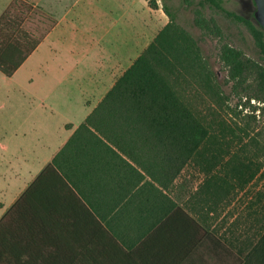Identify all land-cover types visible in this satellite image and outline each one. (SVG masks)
<instances>
[{"label": "crops", "instance_id": "1", "mask_svg": "<svg viewBox=\"0 0 264 264\" xmlns=\"http://www.w3.org/2000/svg\"><path fill=\"white\" fill-rule=\"evenodd\" d=\"M17 1L12 11L33 15L28 33L43 34L23 63L55 57L57 0H0V18ZM138 12L135 0L120 47L70 69L67 54L53 63L74 82H5L13 88L0 96V264L245 263L244 181L219 170L214 149L184 143L166 113L107 95L169 22L148 6L140 27Z\"/></svg>", "mask_w": 264, "mask_h": 264}, {"label": "rangeland", "instance_id": "2", "mask_svg": "<svg viewBox=\"0 0 264 264\" xmlns=\"http://www.w3.org/2000/svg\"><path fill=\"white\" fill-rule=\"evenodd\" d=\"M154 1L159 9L163 5L168 8L174 17L173 24L178 28L177 31H184L195 41L199 56L195 60L181 53L184 50L183 43L177 37L159 51L162 62L149 57L150 65L165 79L205 129V137L197 144L202 145L201 151L204 153L209 148L214 149L215 158L219 162L223 161L219 170L233 175L235 184L240 185L244 181L243 185L248 186L249 253L244 256V264H264V255L260 251V240L264 235V88L259 89L258 68L263 66L260 54L246 27L224 18L208 6L201 9L202 17L212 19L219 34L197 28L193 23V11L198 8L196 3L199 0H194V5L189 9L184 7L181 0ZM244 1L222 0V6L256 25L253 18L254 7L252 4L243 7ZM133 2L135 0H57L56 15L62 23L58 30L56 56L36 53L21 65L11 79L0 75V96L5 90L13 88L5 82H74V77L64 78L66 72L53 71V63H60L61 56L65 58L67 54L64 63L70 69L71 65L75 67L80 62L83 63L86 55L93 62L99 48L107 50L120 47L127 37L123 17ZM136 2L140 14L138 25L141 27L147 23L146 16H141L142 10L148 11L149 0ZM109 8L111 14H108ZM91 10L94 11L92 14ZM97 14L101 15L99 19ZM24 19L27 20L29 32L34 26L30 24V20L34 19L33 15H24L22 20ZM102 28L107 29L106 39ZM133 38L129 39L133 41ZM109 39L112 44L108 43ZM170 39L172 34L166 38ZM223 44L240 50L250 62L246 95L234 94L231 84L226 83V70L219 60V50ZM147 46L143 50L141 46L138 48L139 55ZM68 50H71V54Z\"/></svg>", "mask_w": 264, "mask_h": 264}, {"label": "trees", "instance_id": "3", "mask_svg": "<svg viewBox=\"0 0 264 264\" xmlns=\"http://www.w3.org/2000/svg\"><path fill=\"white\" fill-rule=\"evenodd\" d=\"M185 8L189 9L194 5V0H181ZM14 2L5 14L0 18V72L5 77H11L31 51L39 43L42 33L32 36L27 31V22L21 25L22 17L12 8L16 6ZM148 5L155 9L156 2L149 0ZM197 9L194 12V25L202 31L212 34H219V29L214 25L212 19L206 20L202 17L201 9L208 6L218 12L224 18L242 24L250 33L254 45L260 54L263 66L258 68L259 89L264 88V31L254 25L250 20L226 10L222 6V0H199ZM163 13L168 17L169 22L159 32L155 39L136 58L132 65L117 80L115 86L107 95L135 96L138 98L139 109L162 111L168 115V123L171 128H180L184 133L180 134V139L187 145H197L205 135V129L201 123L193 116L189 108L180 100L176 92L165 82V79L150 65L149 57L156 58L157 62H162L159 58V51L163 47L170 45L173 38H180L183 43L184 53L191 58L198 60V48L195 41L187 33L173 24L174 17L168 8L161 7ZM28 10V7H26ZM13 17H10L12 16ZM53 24V22H52ZM213 25V26H212ZM213 27V29L211 28ZM169 34L172 39L166 40ZM219 60L226 70L227 84H231V91L236 95H246L248 91L249 61L245 59L240 50L223 44L219 50ZM258 67V66H257ZM260 251L264 255V235L261 238Z\"/></svg>", "mask_w": 264, "mask_h": 264}, {"label": "water", "instance_id": "4", "mask_svg": "<svg viewBox=\"0 0 264 264\" xmlns=\"http://www.w3.org/2000/svg\"><path fill=\"white\" fill-rule=\"evenodd\" d=\"M252 2L254 5V21L264 31V0H252Z\"/></svg>", "mask_w": 264, "mask_h": 264}, {"label": "flooded vegetation", "instance_id": "5", "mask_svg": "<svg viewBox=\"0 0 264 264\" xmlns=\"http://www.w3.org/2000/svg\"><path fill=\"white\" fill-rule=\"evenodd\" d=\"M250 2H251V3H250ZM248 4H252V5H253L252 0H245L244 2H242V6H243V7L248 6ZM253 7H254V5H253ZM253 13H254V12H253Z\"/></svg>", "mask_w": 264, "mask_h": 264}]
</instances>
